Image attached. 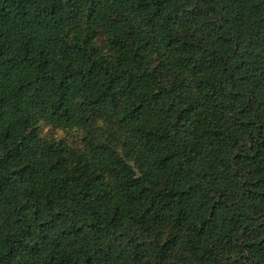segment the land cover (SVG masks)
Segmentation results:
<instances>
[{"label": "trees", "instance_id": "obj_1", "mask_svg": "<svg viewBox=\"0 0 264 264\" xmlns=\"http://www.w3.org/2000/svg\"><path fill=\"white\" fill-rule=\"evenodd\" d=\"M0 264H264V0H0Z\"/></svg>", "mask_w": 264, "mask_h": 264}]
</instances>
